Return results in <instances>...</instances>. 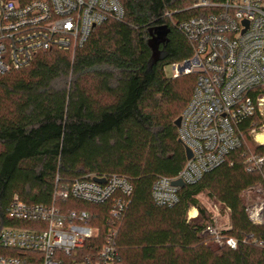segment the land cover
I'll return each instance as SVG.
<instances>
[{
    "label": "trees",
    "instance_id": "trees-1",
    "mask_svg": "<svg viewBox=\"0 0 264 264\" xmlns=\"http://www.w3.org/2000/svg\"><path fill=\"white\" fill-rule=\"evenodd\" d=\"M119 1L124 21L97 26L73 55L40 53L28 67L0 75V232L19 225L6 214L15 195L25 203L50 205L56 178L58 186H67L89 175H118L133 186L118 227L121 264H264L260 249L241 242L247 231L264 240V225L252 227L242 199L243 192L264 188V169L245 171L244 143L199 181L180 188L174 206L157 207L151 198L155 179L176 177L186 162L174 121L196 83L195 74L164 76V67L191 55L183 35L164 15L180 20L210 9L189 8L202 0ZM159 26L168 28L167 40L153 60L148 42ZM254 120L261 124L260 118ZM248 128L246 122L242 129L248 146L264 156V146L250 143ZM203 192L229 210L225 234L238 240L235 249L214 246L201 234L210 223L196 199ZM54 204L64 213L92 215L89 225L99 228V235L82 254L94 253L89 246L96 252L110 203ZM190 208L198 211L200 222L187 220ZM6 253L0 248V255Z\"/></svg>",
    "mask_w": 264,
    "mask_h": 264
},
{
    "label": "built area",
    "instance_id": "built-area-1",
    "mask_svg": "<svg viewBox=\"0 0 264 264\" xmlns=\"http://www.w3.org/2000/svg\"><path fill=\"white\" fill-rule=\"evenodd\" d=\"M190 8L210 12L180 20H173L171 13L164 16L191 49L189 58L171 64L172 78L196 75L177 128L178 141L189 149L191 157L176 177L155 179L151 198L157 207L170 208L178 202L180 188L173 186V181L194 184L242 147L246 122L247 135L254 134L255 143L262 146L255 136L264 128V0H202ZM124 16L119 0H30L23 4L0 0V75L28 67L40 53L73 55L97 26L107 21L123 22ZM255 117L260 118L259 126ZM244 164L246 172H260L264 156L247 154ZM256 189L262 198L247 205L245 212L252 227L259 228L264 225V191L255 187L245 193ZM132 193L131 182L123 176L89 175L67 186H58L56 178L50 205L25 203L13 196L6 214L19 225L6 226L0 232V248L7 252L0 255V264H121L118 227ZM57 200L110 203L103 243L96 252L89 246L92 255L82 254L86 243L99 235V228L89 225L92 215L84 211L64 213L54 204ZM219 211L213 205L210 223L201 234L208 235L214 246L235 249L238 240L225 234L229 225H220ZM191 218L187 216L188 221ZM241 242L264 253V240L252 232H245Z\"/></svg>",
    "mask_w": 264,
    "mask_h": 264
},
{
    "label": "rangeland",
    "instance_id": "rangeland-1",
    "mask_svg": "<svg viewBox=\"0 0 264 264\" xmlns=\"http://www.w3.org/2000/svg\"><path fill=\"white\" fill-rule=\"evenodd\" d=\"M186 9H188V7ZM163 73H164L165 78L171 79L173 77V71H172L171 65H167L166 67H164ZM261 133H264V128H262V127L256 132V134H261ZM246 136L250 139V143H252V144L257 146V144L254 141V134L251 135V136L250 135H246ZM243 143L245 144L246 149L248 150L247 154H253V152L251 151L250 147L248 146L249 142H247L245 140V138H244ZM262 146H264V145H262ZM261 190L264 191V188H261ZM261 198H262V194H261V191H259L258 189H256L255 191H253L251 193L243 192V194H242V199H243V202H244L245 206L253 204V203L257 202L258 200H260ZM196 199H197L199 205L206 211V214L208 216H210L209 215V211L210 212L213 211V205L217 206V208H219V210H220L219 212H220V215H221L220 220H219L220 225L221 226L223 225L224 227H226L225 225H229V217H228L229 215H228V213H226L224 211L223 207L220 206V204L217 203L213 198H211L208 195V193L203 192V193L197 195ZM192 209L193 208H190L189 211H191ZM189 211H188V214H187L188 217L190 216ZM190 221L200 222L199 217H198V211H197V217L191 218Z\"/></svg>",
    "mask_w": 264,
    "mask_h": 264
},
{
    "label": "water",
    "instance_id": "water-1",
    "mask_svg": "<svg viewBox=\"0 0 264 264\" xmlns=\"http://www.w3.org/2000/svg\"><path fill=\"white\" fill-rule=\"evenodd\" d=\"M168 34V28L166 26H159L154 30V36L152 37V39L148 42V45L152 51V59L153 60H157V58L159 57V46L164 44L167 40L166 36ZM179 122H180V118L178 117L175 121H174V125L176 128L179 127ZM180 143V141H178ZM181 144V143H180ZM184 153H185V157L186 159H190L191 157V153L189 151L188 148L184 147ZM94 181L98 182V183H102L103 179H98V178H94ZM173 186L182 188L184 186V184L179 181H173L172 182Z\"/></svg>",
    "mask_w": 264,
    "mask_h": 264
},
{
    "label": "bare ground",
    "instance_id": "bare-ground-1",
    "mask_svg": "<svg viewBox=\"0 0 264 264\" xmlns=\"http://www.w3.org/2000/svg\"><path fill=\"white\" fill-rule=\"evenodd\" d=\"M255 139H256V141H257L259 144L264 145V133L257 134V135L255 136ZM189 214H190V216L193 218V217H196L197 212H196V210L193 208L191 211H189Z\"/></svg>",
    "mask_w": 264,
    "mask_h": 264
}]
</instances>
